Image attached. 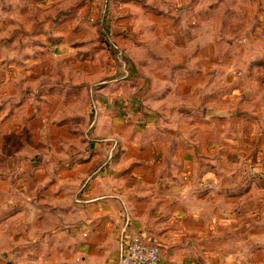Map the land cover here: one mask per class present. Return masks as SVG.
I'll use <instances>...</instances> for the list:
<instances>
[{
	"label": "crops",
	"instance_id": "crops-1",
	"mask_svg": "<svg viewBox=\"0 0 264 264\" xmlns=\"http://www.w3.org/2000/svg\"><path fill=\"white\" fill-rule=\"evenodd\" d=\"M198 1L196 9L208 3V15L220 21L206 12L193 16L186 45L196 44L187 49L188 61L157 64L145 74L150 90L138 101L135 142L122 129L111 130L119 158L110 164L107 194L96 184L83 195L78 264H118L134 235L160 245L157 264H241L264 247V177L256 187L242 174V167L264 170V79L252 74L259 64L251 62L250 37L248 48L237 49L244 63L230 56L228 41L250 35L247 19L232 20L228 0ZM8 34L0 31V39ZM0 48L1 67L25 72L27 60L11 62V48ZM16 76L0 75V194L14 191L9 177L24 163L27 136L45 131L39 106L23 90L5 94L10 79L23 84Z\"/></svg>",
	"mask_w": 264,
	"mask_h": 264
},
{
	"label": "rangeland",
	"instance_id": "rangeland-1",
	"mask_svg": "<svg viewBox=\"0 0 264 264\" xmlns=\"http://www.w3.org/2000/svg\"><path fill=\"white\" fill-rule=\"evenodd\" d=\"M228 1L232 20L247 19L250 32L228 41L230 56L244 63L246 58L238 54L250 37L252 56L247 52L253 67L259 64L252 74L264 79V0ZM196 4V0H0V31L9 33L0 39V47L14 52L8 56L11 62H29L25 72L0 66V75L18 80L19 74L23 81L18 86L10 79L5 94L23 90L32 106H39L40 125L45 127L38 136H27L24 163L9 177L14 191L0 194V264L83 262L76 248L83 195L96 184L99 194H107L105 188L113 181L109 167L119 158L120 143L111 130L122 129L127 142H135L138 101L145 102V91L150 90L145 74L157 64L188 61L187 49L196 44L186 45L193 16L206 12L220 21L208 15V3L198 9ZM196 10L199 14H194ZM242 174L249 186H262L258 181L264 170L242 167ZM126 175L132 187L131 166ZM252 253L253 262L242 258L241 264H264V247H255Z\"/></svg>",
	"mask_w": 264,
	"mask_h": 264
},
{
	"label": "built area",
	"instance_id": "built-area-1",
	"mask_svg": "<svg viewBox=\"0 0 264 264\" xmlns=\"http://www.w3.org/2000/svg\"><path fill=\"white\" fill-rule=\"evenodd\" d=\"M162 258L160 245L145 241L142 236H132L122 251L118 264H157Z\"/></svg>",
	"mask_w": 264,
	"mask_h": 264
}]
</instances>
